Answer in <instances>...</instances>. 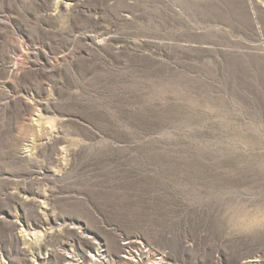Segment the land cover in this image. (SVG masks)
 I'll use <instances>...</instances> for the list:
<instances>
[{
	"label": "rangeland",
	"instance_id": "1",
	"mask_svg": "<svg viewBox=\"0 0 264 264\" xmlns=\"http://www.w3.org/2000/svg\"><path fill=\"white\" fill-rule=\"evenodd\" d=\"M0 264H264V0H0Z\"/></svg>",
	"mask_w": 264,
	"mask_h": 264
}]
</instances>
